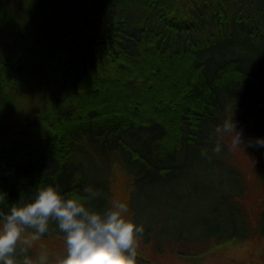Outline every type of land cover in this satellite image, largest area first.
Masks as SVG:
<instances>
[{
  "label": "trees",
  "instance_id": "trees-1",
  "mask_svg": "<svg viewBox=\"0 0 264 264\" xmlns=\"http://www.w3.org/2000/svg\"><path fill=\"white\" fill-rule=\"evenodd\" d=\"M90 5L0 0V210L53 185L69 198L83 197L85 186L99 190L90 207L103 211L117 163L130 179L128 198L150 194L163 223L179 219L190 192L176 185L190 173L198 174L194 205L227 207L221 222L200 221L202 234L141 237L153 253L196 261L263 238L264 147L239 149L256 162L253 179L228 137L219 154L212 149L215 127L234 108L245 143L264 138V0ZM50 235L63 238L55 224ZM136 264L157 263L137 256Z\"/></svg>",
  "mask_w": 264,
  "mask_h": 264
},
{
  "label": "clouds",
  "instance_id": "clouds-1",
  "mask_svg": "<svg viewBox=\"0 0 264 264\" xmlns=\"http://www.w3.org/2000/svg\"><path fill=\"white\" fill-rule=\"evenodd\" d=\"M232 116L215 127L218 137L212 151H222L221 139L229 138L228 150L241 147H264V138L245 143L243 130L237 129ZM201 155L207 157L202 149ZM83 197H66L59 186L38 188L34 198L27 203H13L9 211L0 210V264H48L49 253L40 244L35 259L29 253L42 237L49 233L50 225L63 235L65 254L57 255L54 264H136L137 250L144 234V226L128 215L129 205L111 199L103 211L90 207L102 193L91 186L83 188ZM6 194L0 193V204Z\"/></svg>",
  "mask_w": 264,
  "mask_h": 264
},
{
  "label": "rangeland",
  "instance_id": "rangeland-1",
  "mask_svg": "<svg viewBox=\"0 0 264 264\" xmlns=\"http://www.w3.org/2000/svg\"><path fill=\"white\" fill-rule=\"evenodd\" d=\"M76 2H80L84 6H88L92 8L90 5L91 0H74ZM92 18V16H89ZM8 35V34H6ZM2 51V49H0ZM57 88H54L53 85L49 87V92L54 93ZM240 150L235 153V162L244 170L251 174L253 179V171L256 169V162L252 158L243 156L239 152ZM242 156V157H241ZM260 165V162L258 163ZM198 174L192 176V173L189 174L187 181L185 182H178L176 186L180 187L177 191L180 193L181 190H185L186 193L190 194L189 199L184 201V206L181 214L179 215V219L172 220L168 223H163L165 215L162 214V211H159L160 215H157L155 211L157 210L156 207L162 205L154 202V200H149L148 197L150 194L146 193L145 195H139L135 193L134 195H130L128 198V193L130 194V179L129 176L125 174V172L120 168V166L116 163L112 165L111 171L108 172V181L110 182L108 188L111 191L110 200L115 198L119 199L123 202H126L130 205V209L132 210V214L129 210V217L133 219L137 224H142L144 226V234L143 236L147 239H156L159 240L164 238V234L169 233L173 235H177L180 231H184L181 235H189L190 237L195 236L197 234H202L207 228L203 227L200 224V221H207V222H219L221 213L227 212V207L221 205L220 203H213L210 200H206L203 204H199L200 206H196L195 198L197 196V192L193 191L192 188L194 187V182L197 180ZM183 184L185 188H183ZM130 190V191H129ZM185 193V194H186ZM160 196V193H157ZM158 198V197H157ZM187 199V198H186ZM133 205V206H132ZM194 205V206H192ZM150 206L151 213L153 217L151 220H148L145 216L146 208ZM196 206V207H195ZM216 210V211H214ZM190 215V216H188ZM181 216H187L188 223L184 226L182 222ZM221 222V221H220ZM222 220V227H227V223H223ZM150 234V235H149ZM142 236V237H143ZM143 237V239H145ZM169 237V236H168ZM142 239V238H141ZM140 239V244L137 250V256H145L149 257L154 263L157 264H260V261H264V237L259 239H252L248 242H243L242 245L237 246H228L227 248L216 249L210 252H207L202 259L194 260H185L180 258L175 254H171L169 252L162 253V254H155L152 250V242L149 241L144 242ZM40 244L44 245L49 253V261L48 264H54V258L59 255L63 256L65 254V245L63 242V238H60L56 235H50L46 237H42L41 241L38 242L37 246L32 249L29 255L35 259L40 251ZM189 249L192 247H188ZM196 250V247H194ZM264 264V262L262 263Z\"/></svg>",
  "mask_w": 264,
  "mask_h": 264
}]
</instances>
